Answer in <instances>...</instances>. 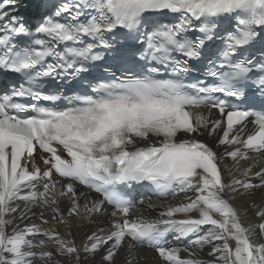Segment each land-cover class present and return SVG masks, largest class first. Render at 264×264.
I'll use <instances>...</instances> for the list:
<instances>
[{"label": "snow or ice", "instance_id": "snow-or-ice-1", "mask_svg": "<svg viewBox=\"0 0 264 264\" xmlns=\"http://www.w3.org/2000/svg\"><path fill=\"white\" fill-rule=\"evenodd\" d=\"M20 6L0 0V70L23 81L0 93V264H148L145 248L161 264H264V242L253 238L257 229L264 237V208L253 203L262 222L245 226L231 202L264 189V166L250 155L264 157V52L235 59L264 41V0H27L31 25L9 15ZM165 12L174 19L163 22ZM225 19L231 30L206 51ZM202 59L206 79L184 83L189 62ZM97 62L110 78L94 77L91 95L59 107L61 95L45 94L46 81L78 80ZM203 135L223 151L195 138ZM226 158L252 163L237 178ZM136 185L196 195L153 219L137 214ZM50 220L69 236L84 221L96 230L77 244L44 227ZM205 246L209 259L192 250Z\"/></svg>", "mask_w": 264, "mask_h": 264}, {"label": "bare ground", "instance_id": "bare-ground-1", "mask_svg": "<svg viewBox=\"0 0 264 264\" xmlns=\"http://www.w3.org/2000/svg\"><path fill=\"white\" fill-rule=\"evenodd\" d=\"M18 2L21 3L20 7H24L23 5L27 3V0H18ZM20 11H26V9L21 8ZM200 111H204L205 113H207L206 108H202V109H200ZM213 118H219L217 116L216 111H214V110H213ZM248 127H249V130H251L252 126L250 124ZM181 138H184V137H181ZM195 138L210 144L211 146L214 147V150H216L218 152L223 151V148H216V137H208L207 135H203V136H196ZM250 155L253 156V159L260 160L261 166H264V157L254 155L252 153H250ZM36 163L38 165H40L39 155H36ZM222 163L224 165H227L229 168H231L232 174L234 176H236L237 178H241L243 170L245 168H247L252 163V161L251 160H249V161H243L242 160V161H240L239 165L234 166V162L231 161L230 158H226L224 161H222ZM40 166L42 167V165H40ZM258 170H259V166L253 167L252 172L254 173ZM224 175L226 178L228 177L227 172H224ZM253 182L258 183L257 180H253ZM81 190L88 191L87 189H84L82 187H81ZM195 195H196L195 192H188L187 194L179 193L175 197L169 196L165 199H159V198L150 197L146 194H139V195H137L138 197L136 200V211H137V214H143L144 216H146L148 218L156 219V218H159V212L163 211L167 205H169V204L175 205V204H178L181 202H187L186 196H190L192 198H195ZM92 198L93 199H99V196L96 194H92ZM141 200L143 201V203H140ZM231 202L238 209V211L241 212V220H242V223L245 224V226H247L249 224H259L260 222H262L261 218L256 215V212L259 209L253 208L252 204L255 203L256 205L259 206V208H264V189H256L254 191V194L251 197H247V196L246 197H239V198H237ZM150 205H153L154 207H150ZM65 207H66V202H63L61 204V208H65ZM47 215H49V214L46 213V216ZM192 215L195 216V215H197V213H192ZM32 219L36 223L40 222L38 219H36V217H33ZM72 223L78 224V223H81V221L79 218H76V219L72 220ZM83 223H84V227L72 229L71 236H69L68 230H66L62 224H58V223L53 222L51 220H50L49 224L44 225V227L57 228L61 232V235H63L66 239L67 238H74L75 242L77 244H81L85 240V234L86 233H90L91 231L96 230V226L88 224L87 221H84ZM99 226L104 229L105 233H107L108 231L111 230V225L107 221L100 224ZM21 227H23L22 224H21ZM37 238L40 239L43 237H37ZM253 238H254V240H256V242H264V237H262L259 234V229H257L256 235ZM169 242H170L171 246H186L188 244L187 239H182V240L177 241V240H172L171 237H169ZM230 243H234V242L230 241ZM192 250L198 251L200 258H203V259H209L210 258L207 256L208 251H210L209 246H205V248L202 251H200L198 249H192ZM141 252L147 253V255L149 257L148 264H161L160 259L158 257H156V254L154 253V251L145 248V249H142ZM187 255L188 254L185 252L181 253L182 257H186ZM99 260H100V256L97 255L96 261L98 262ZM117 260H118V264H122V257H118Z\"/></svg>", "mask_w": 264, "mask_h": 264}]
</instances>
